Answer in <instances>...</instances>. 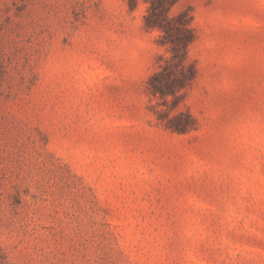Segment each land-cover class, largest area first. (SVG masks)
Returning <instances> with one entry per match:
<instances>
[{
    "label": "rangeland",
    "instance_id": "obj_1",
    "mask_svg": "<svg viewBox=\"0 0 264 264\" xmlns=\"http://www.w3.org/2000/svg\"><path fill=\"white\" fill-rule=\"evenodd\" d=\"M148 6L0 0V264H264V0L169 9L195 37L174 102Z\"/></svg>",
    "mask_w": 264,
    "mask_h": 264
},
{
    "label": "trees",
    "instance_id": "obj_2",
    "mask_svg": "<svg viewBox=\"0 0 264 264\" xmlns=\"http://www.w3.org/2000/svg\"><path fill=\"white\" fill-rule=\"evenodd\" d=\"M149 6L144 16L146 30L161 31L163 44L169 47V58L165 65H161L153 72L146 82L147 92L156 97L171 96L174 102L180 91L188 87L195 79L196 71L192 63H187V48L194 40V33L186 23L184 14L179 13L169 17V9L178 0H148ZM132 8L137 0H127ZM159 120L161 117H159ZM166 129L177 134H183L192 129V118L188 113H179L166 119Z\"/></svg>",
    "mask_w": 264,
    "mask_h": 264
}]
</instances>
